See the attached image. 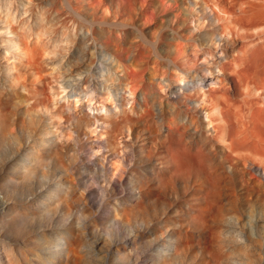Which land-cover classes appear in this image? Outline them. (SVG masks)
Listing matches in <instances>:
<instances>
[{
  "label": "bare ground",
  "instance_id": "obj_1",
  "mask_svg": "<svg viewBox=\"0 0 264 264\" xmlns=\"http://www.w3.org/2000/svg\"><path fill=\"white\" fill-rule=\"evenodd\" d=\"M102 1L81 19L68 0H0L2 134L13 137L24 104L27 115L53 109L47 78L65 82L76 99L52 94L56 113L105 135L92 142L79 175L93 181L90 193L109 222L117 212V223H127L130 251L139 260L145 253L147 264H188L194 249L243 264L247 242L261 243L264 214L245 207L241 190L259 198L248 170L264 182V0H130L134 9L123 7L115 23L107 16L115 0ZM144 7L153 18L142 19ZM114 44L145 45L155 63L158 73L140 87L144 102L120 76L125 58ZM197 46L214 61H191ZM73 141L83 139L76 133ZM63 189L59 183L56 198Z\"/></svg>",
  "mask_w": 264,
  "mask_h": 264
},
{
  "label": "rangeland",
  "instance_id": "obj_2",
  "mask_svg": "<svg viewBox=\"0 0 264 264\" xmlns=\"http://www.w3.org/2000/svg\"><path fill=\"white\" fill-rule=\"evenodd\" d=\"M68 1V9L81 19H85L86 9H92L103 2L102 0ZM139 3L145 5L147 0H139ZM123 7L134 9L130 0H115L113 14L107 16L116 19L113 21L115 23ZM166 7L171 9L169 4ZM141 12L144 14L142 19L153 18L147 7ZM101 13L103 14V11L96 14L97 20L101 18ZM174 13V18L179 16L178 12ZM191 26L196 27V22H192ZM137 45L140 47L142 44ZM114 48H118V52L124 55L122 65L125 71L120 73V76L128 82L132 91L137 88L139 91L142 83H145L143 87H146L152 76L158 73L153 71L156 67L155 63L148 62V58L144 57L147 56L145 45L144 49L142 45L140 49L136 46L133 50V47L126 44L118 46L114 44ZM195 50L199 56L196 55L194 59L190 57L191 61L201 63L213 59L209 54L204 55L202 47L197 46ZM214 59L216 60L215 57ZM190 60L188 61L191 62ZM150 68L152 71L149 70ZM150 74L153 75L150 77ZM51 78L49 80L47 78L49 83L47 81L45 83L51 84L50 88L46 86L50 89L47 90L48 96H46L53 101V109H43L27 115L25 110L28 106L24 104L20 107L19 126L10 129L13 137H5L0 129V264H147L145 253H141L139 260V255L130 251L131 241L135 240V235L127 223H117L115 220L118 219L115 216L117 212H114V221L110 223L109 215L99 204V200L90 193L93 181L88 180V184H85L83 177L79 175L83 166L82 160L90 150L92 142L104 141L105 135L99 138L97 134L91 132V129L79 130L77 121L67 123L56 113L57 102H63L67 97L69 99L72 96L68 92L69 88L68 91L63 88L65 82H60L64 84L62 86ZM128 80L131 82L129 83ZM157 83L158 81L155 83L156 90L163 95L164 92L162 93ZM211 87L216 86L214 84ZM55 88H58L57 91ZM141 89L139 94L143 101ZM52 94L55 97L59 95L57 99L54 98L57 102L54 101ZM80 105L82 104L79 103ZM131 105L132 103L129 107ZM108 107L114 106L110 104ZM184 110L188 113L187 117L192 119V114L187 108ZM75 111L79 114L80 108H76ZM0 127L2 128L1 124ZM75 132L81 136L83 142L74 144ZM44 138L47 139L43 141ZM49 138H53L54 142L48 141ZM48 154H52L53 158H48ZM64 164L70 167L68 171L65 170ZM249 171L248 179L259 188V191L256 190L259 198L255 197L256 194L251 189L244 187L241 189L242 202L246 208L250 206L251 211L258 209L263 214L264 182ZM116 174L119 172H115ZM59 183L64 186L61 191L63 198L60 199L55 197ZM68 197L72 199L71 207L68 205ZM250 228L251 225L248 224L244 230L250 233ZM257 228L261 235L256 237H259L261 243L255 244L253 240L247 242L243 264H264V214ZM122 248L128 250L125 255L118 254ZM227 253L231 252L225 249L223 255ZM208 256L194 249L190 253L188 264H225L217 256L215 258Z\"/></svg>",
  "mask_w": 264,
  "mask_h": 264
}]
</instances>
